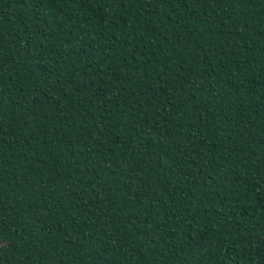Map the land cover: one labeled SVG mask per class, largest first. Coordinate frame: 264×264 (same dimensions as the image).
<instances>
[{
	"label": "trees",
	"instance_id": "trees-1",
	"mask_svg": "<svg viewBox=\"0 0 264 264\" xmlns=\"http://www.w3.org/2000/svg\"><path fill=\"white\" fill-rule=\"evenodd\" d=\"M0 264H264V0H0Z\"/></svg>",
	"mask_w": 264,
	"mask_h": 264
}]
</instances>
